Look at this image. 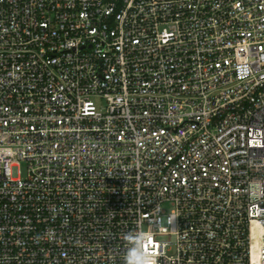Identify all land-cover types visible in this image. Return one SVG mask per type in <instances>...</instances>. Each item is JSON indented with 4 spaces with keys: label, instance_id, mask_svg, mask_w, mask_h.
Segmentation results:
<instances>
[{
    "label": "built area",
    "instance_id": "obj_1",
    "mask_svg": "<svg viewBox=\"0 0 264 264\" xmlns=\"http://www.w3.org/2000/svg\"><path fill=\"white\" fill-rule=\"evenodd\" d=\"M141 249L264 264V0H0V264Z\"/></svg>",
    "mask_w": 264,
    "mask_h": 264
},
{
    "label": "clouds",
    "instance_id": "obj_2",
    "mask_svg": "<svg viewBox=\"0 0 264 264\" xmlns=\"http://www.w3.org/2000/svg\"><path fill=\"white\" fill-rule=\"evenodd\" d=\"M140 237L142 241L147 242V240L150 238L148 234L146 233H140ZM139 264H152V259L149 255H147V252H144L143 249H141L140 256L138 257Z\"/></svg>",
    "mask_w": 264,
    "mask_h": 264
},
{
    "label": "rangeland",
    "instance_id": "obj_3",
    "mask_svg": "<svg viewBox=\"0 0 264 264\" xmlns=\"http://www.w3.org/2000/svg\"><path fill=\"white\" fill-rule=\"evenodd\" d=\"M20 169H21V175L23 177H25L26 174H27V166H26V164L22 163ZM164 208H165V210L170 211L173 208V204L172 203H167V204L164 205Z\"/></svg>",
    "mask_w": 264,
    "mask_h": 264
}]
</instances>
